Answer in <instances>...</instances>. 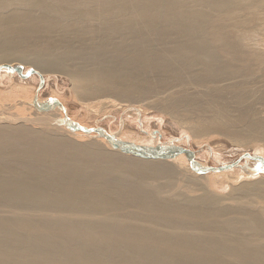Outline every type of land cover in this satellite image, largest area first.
Returning a JSON list of instances; mask_svg holds the SVG:
<instances>
[{
    "label": "bare ground",
    "instance_id": "bare-ground-1",
    "mask_svg": "<svg viewBox=\"0 0 264 264\" xmlns=\"http://www.w3.org/2000/svg\"><path fill=\"white\" fill-rule=\"evenodd\" d=\"M14 63L33 119L0 107V264H264L263 175L100 128L193 154L122 153L39 99L62 75L88 109L145 105L264 167V0H0V83Z\"/></svg>",
    "mask_w": 264,
    "mask_h": 264
},
{
    "label": "rangeland",
    "instance_id": "rangeland-1",
    "mask_svg": "<svg viewBox=\"0 0 264 264\" xmlns=\"http://www.w3.org/2000/svg\"><path fill=\"white\" fill-rule=\"evenodd\" d=\"M12 67H17L20 68L21 70L22 69L31 70L30 68L26 69L24 66L18 63L17 64L14 63ZM12 75L17 76L18 74L17 73L10 74L9 72H5V74L3 75L4 81L2 80V83H0V97L1 98L4 97L6 100L8 101L10 100V101L8 104V101L7 103L5 102L3 103L2 100L0 99L1 100L0 103H3L4 105L3 106L1 104L0 107L1 109H6V112H16L18 110L17 114L20 115L24 114L23 116L25 117L27 116L33 119L31 113L32 111L27 109L28 106L26 100H24L25 98H23L20 95V93L17 91V89L12 86L14 84L7 82L9 78L13 77ZM45 78L47 79L45 81V86H43L39 92V99L42 101V103H46L47 101H57V100L61 101L63 107H65L69 116H71L74 120L80 122L84 126L88 125L86 127L99 126V128H104L112 131L114 135L117 134L119 136H125V137L128 135L130 136L133 135V137L142 135L140 137L148 138V140L147 139L146 140L149 141V143L155 141L156 142L155 144H157L155 145V148H168V147H174V145L185 146L198 154V158H199L198 162L201 163L205 162V164H207L209 167H216V166L219 167L225 164H230L232 162H235L234 160H237V158L242 154L241 149H239L240 147H235L234 145L230 146L227 140L216 135L209 136L207 139L204 140L202 145L197 146L196 144L193 143L194 141H192V139L189 137L188 134L182 133L185 131L183 128H180L177 122L170 119L164 113H161L156 109L150 108L145 105L141 108V106H137V105L130 106L124 103H119L117 101L116 102L117 105L114 106L112 105L113 107L111 105L110 106L107 105L106 107L103 106L101 108L99 107L98 109L96 108L97 106L96 105L95 106L96 109H94L93 108L94 106H92V108H90L92 110H90L87 107L88 105H81L74 98V95L72 94L73 92L71 90L70 82L68 81L67 78L58 74H50ZM34 84L36 85V82H34ZM27 85H25V87L27 88L26 90L27 92H25L26 95L31 87L30 86L31 84L28 86ZM52 94H54V96H52ZM14 98L16 99L14 100ZM12 101L14 102L12 103L14 104L12 105L13 107L11 106ZM16 102L19 104H16ZM20 103L24 105L23 106L24 110L21 107H20L21 109L20 108L18 109V106H22ZM15 106H17V110ZM25 107H26V111H25ZM215 148L216 149L218 148L217 149L218 152L215 151L216 150ZM246 152H249L251 156H254L251 153L252 152L251 150ZM242 163L243 164H238L239 165L238 167L242 169L244 166V168L242 169L243 171L254 173V175L256 174V176L257 175L264 176V167H262L259 163L252 161H249V163L247 162H242ZM227 190L228 188L226 187L224 189V192H226Z\"/></svg>",
    "mask_w": 264,
    "mask_h": 264
},
{
    "label": "water",
    "instance_id": "water-1",
    "mask_svg": "<svg viewBox=\"0 0 264 264\" xmlns=\"http://www.w3.org/2000/svg\"><path fill=\"white\" fill-rule=\"evenodd\" d=\"M13 72H16L19 76H21L22 78H28L30 77L31 75L35 74L33 72V70H29L27 71L24 75L21 73L22 70L20 68H17V67H14L13 68ZM43 85V79L41 76H39V85L37 87V90L40 89ZM36 96V95H35ZM36 98V97H35ZM35 98H34V101H35ZM33 106L35 108H43V107H40L38 106L36 103L33 104ZM53 107H56V104L55 103H52ZM57 107L60 108L64 113H65V110L64 108L57 104ZM63 122H64V125H66V127L70 130V131H81L83 132L84 134H96V135H99L103 138H105L107 141H109V143L111 144V146L115 149H118L119 151H121L122 153H125V154H130L132 156H136V157H141V158H150V157H174V155L178 154V152H185V153H190V154H193L192 152H189L188 150L186 149H182V148H178L180 150L176 151L175 154H169V153H164V152H161V151H156L153 152L152 149H144V148H138V147H132L130 145H125V144H122L120 142H118L117 140H115L114 138H112V136H109L107 135L102 129L100 128H95V129H86V128H83L81 126H78L77 124L75 123H71L68 118H64L63 119ZM246 158H251L252 160L254 158H256L255 156H251L250 154H247L246 155ZM257 160H260V158H257ZM238 162L239 160L237 159L235 161V164L238 165ZM219 169H222V167ZM212 170V169H210Z\"/></svg>",
    "mask_w": 264,
    "mask_h": 264
}]
</instances>
